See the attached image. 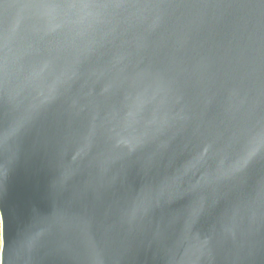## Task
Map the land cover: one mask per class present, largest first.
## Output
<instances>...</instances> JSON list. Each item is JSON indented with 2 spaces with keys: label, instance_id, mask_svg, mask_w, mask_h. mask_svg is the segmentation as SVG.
Instances as JSON below:
<instances>
[{
  "label": "water",
  "instance_id": "water-1",
  "mask_svg": "<svg viewBox=\"0 0 264 264\" xmlns=\"http://www.w3.org/2000/svg\"><path fill=\"white\" fill-rule=\"evenodd\" d=\"M262 141L264 0H0L5 264H264Z\"/></svg>",
  "mask_w": 264,
  "mask_h": 264
},
{
  "label": "snow or ice",
  "instance_id": "snow-or-ice-1",
  "mask_svg": "<svg viewBox=\"0 0 264 264\" xmlns=\"http://www.w3.org/2000/svg\"><path fill=\"white\" fill-rule=\"evenodd\" d=\"M261 147L262 149H264V141H262ZM241 163H246V160L242 161ZM0 236H2V247H0V264H5V260H6V248L4 246L5 226L3 223L2 215H0Z\"/></svg>",
  "mask_w": 264,
  "mask_h": 264
},
{
  "label": "clouds",
  "instance_id": "clouds-1",
  "mask_svg": "<svg viewBox=\"0 0 264 264\" xmlns=\"http://www.w3.org/2000/svg\"><path fill=\"white\" fill-rule=\"evenodd\" d=\"M0 247H2V236H0Z\"/></svg>",
  "mask_w": 264,
  "mask_h": 264
},
{
  "label": "rangeland",
  "instance_id": "rangeland-1",
  "mask_svg": "<svg viewBox=\"0 0 264 264\" xmlns=\"http://www.w3.org/2000/svg\"><path fill=\"white\" fill-rule=\"evenodd\" d=\"M1 215V214H0Z\"/></svg>",
  "mask_w": 264,
  "mask_h": 264
}]
</instances>
